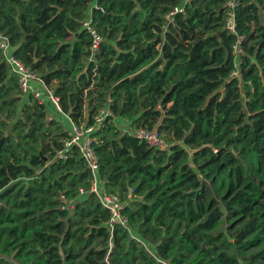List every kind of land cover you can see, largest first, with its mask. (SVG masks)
<instances>
[{
  "label": "trees",
  "instance_id": "16d2710c",
  "mask_svg": "<svg viewBox=\"0 0 264 264\" xmlns=\"http://www.w3.org/2000/svg\"><path fill=\"white\" fill-rule=\"evenodd\" d=\"M228 1L73 0L64 9L66 0H0L14 55L61 108L23 95L0 53V264H107L111 242L114 264L137 253L144 264H264V251L230 254L223 235L200 244L223 217L214 190H227L229 219L245 221L232 228L233 243L264 242V181L245 163L264 170V0H237V34L225 28ZM88 19L103 39L95 53ZM65 115L95 128L88 137L101 188L125 203L129 230L110 228L79 148L57 156L71 138ZM141 128L157 130L170 149L138 139ZM63 200L84 222L78 236ZM175 221L190 229L179 233Z\"/></svg>",
  "mask_w": 264,
  "mask_h": 264
},
{
  "label": "built area",
  "instance_id": "2783aa9c",
  "mask_svg": "<svg viewBox=\"0 0 264 264\" xmlns=\"http://www.w3.org/2000/svg\"><path fill=\"white\" fill-rule=\"evenodd\" d=\"M191 0H184V4L189 3ZM237 0H229L226 4L227 7V17L225 21V28L231 34H237L236 32V23H235V14L234 9L236 7ZM183 7L175 8V10L168 15V18H171L175 14L179 12H183ZM84 27L92 34L93 37V46L92 52L95 53L103 39L96 33V31L91 26V20L88 19L84 22ZM245 41V37L238 36L235 45L233 46L234 53L237 58H239L243 53V43ZM0 53L3 54L5 58V62L8 65L11 72L17 76L19 87L23 95H27L29 93H33L36 99L40 102L50 101L57 110L61 111L59 106L58 98L53 94V91L48 88L41 78L31 71L28 67L21 62L13 52V47L10 43L9 38L0 30ZM240 65V60L237 62V68ZM232 77L238 76V71L235 70L231 74ZM38 84L40 89H34L32 84ZM109 112H101V115L98 117L97 122L100 124L102 119ZM70 121L71 124V138L64 142V149L57 152V156L61 159H66V150L70 149L73 146L79 148L83 158L85 159L90 172L93 177L91 192L94 193L100 204L110 212L111 219L109 221V226L111 229H114L115 226H120L124 229L129 230V222L128 218L124 214L125 203H123L120 198L116 195H111L104 192L101 188V180L98 176L99 173V163L98 158L96 156L95 150L92 147V140L88 137L90 133L94 131V127H90L88 129H83L77 127L75 124L71 122L67 115L64 116ZM134 135L140 139L145 141L150 147L157 150H165L168 151L170 146L166 144L162 136L157 130L148 131L143 128L137 129L134 132ZM136 240L143 246H146L143 240L136 238Z\"/></svg>",
  "mask_w": 264,
  "mask_h": 264
},
{
  "label": "rangeland",
  "instance_id": "374dc122",
  "mask_svg": "<svg viewBox=\"0 0 264 264\" xmlns=\"http://www.w3.org/2000/svg\"><path fill=\"white\" fill-rule=\"evenodd\" d=\"M253 43V42H251ZM66 118L64 117V119L60 118V121L65 120ZM246 165L252 170V176L255 179V182L257 185H259L262 181H264V170H260V165L258 164L257 161H247L245 162ZM227 193V190H224L223 193H216V191L214 190L213 192V198L217 201L220 210L223 212V217L220 219V226L215 229L214 231H209L207 233V235L209 236V238H205L203 239V241L200 243L201 246L206 247V245H208V243H210L212 241V238H217L220 235H223V237L229 241L231 243V245L228 247L229 248V253L230 254H235L239 259H245L250 257L251 255L254 254H258V253H263L264 251V242L260 245H256V246H245V247H237L233 242H234V238H233V233H232V228H239L241 227V225H243L245 223V221L239 223L236 225V221L238 222L237 218H231L229 219L228 216V212L223 204L222 198L223 196ZM64 201V207L61 206V209H65V210H69L70 215L72 216L70 218V221H66V227L71 230L74 233H77V236L80 233V227L81 225L84 223L82 222L79 217H75V215L73 214V209L71 207V202L69 200H63ZM173 225L178 226L179 228L178 230L180 231L179 233H182L184 231H188L190 229V225L187 222L184 223H179L177 221L173 222ZM88 240H84L83 244H87ZM215 242V241H213ZM98 243V240L95 241L94 245H96ZM115 250V244L113 242H111L110 248H109V255L107 256V264H114L112 262V254ZM145 252L147 253L148 257L151 256L150 252L148 250H145ZM111 253V255H110ZM189 257V260L192 261L195 257H196V253H187L186 254ZM0 257H2L0 255ZM262 257V256H261ZM10 260H15L14 258V254L9 257ZM131 261L130 264H144V260L141 258L140 254L137 253L135 255V257H130ZM261 261L264 263V259L262 258ZM16 263H19L18 260H16ZM159 264H169L167 262H158Z\"/></svg>",
  "mask_w": 264,
  "mask_h": 264
},
{
  "label": "crops",
  "instance_id": "0c3cea01",
  "mask_svg": "<svg viewBox=\"0 0 264 264\" xmlns=\"http://www.w3.org/2000/svg\"><path fill=\"white\" fill-rule=\"evenodd\" d=\"M32 87L34 88V89H40V86L38 85V84H35V83H33L32 84ZM119 123H120V125L123 127V128H125V129H127V128H129L130 126V124L127 122V121H125V120H122V119H119Z\"/></svg>",
  "mask_w": 264,
  "mask_h": 264
},
{
  "label": "water",
  "instance_id": "95a60500",
  "mask_svg": "<svg viewBox=\"0 0 264 264\" xmlns=\"http://www.w3.org/2000/svg\"><path fill=\"white\" fill-rule=\"evenodd\" d=\"M72 1L73 0H66L64 9H67L70 6V4L72 3Z\"/></svg>",
  "mask_w": 264,
  "mask_h": 264
}]
</instances>
